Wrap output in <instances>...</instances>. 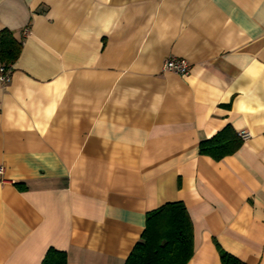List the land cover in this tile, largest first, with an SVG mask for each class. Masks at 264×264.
I'll return each mask as SVG.
<instances>
[{
  "label": "crops",
  "instance_id": "crops-1",
  "mask_svg": "<svg viewBox=\"0 0 264 264\" xmlns=\"http://www.w3.org/2000/svg\"><path fill=\"white\" fill-rule=\"evenodd\" d=\"M0 264H125L183 202L188 264H264V0H0ZM171 56L190 72L164 71ZM245 135L216 161L201 141Z\"/></svg>",
  "mask_w": 264,
  "mask_h": 264
},
{
  "label": "trees",
  "instance_id": "trees-1",
  "mask_svg": "<svg viewBox=\"0 0 264 264\" xmlns=\"http://www.w3.org/2000/svg\"><path fill=\"white\" fill-rule=\"evenodd\" d=\"M22 41L11 30L0 31V66L12 69L22 51ZM245 137L230 125L199 144V153L219 161L234 154ZM222 264H246L217 242ZM194 254V228L183 202H169L147 213L146 227L125 264H188ZM41 264H68L67 253L50 248Z\"/></svg>",
  "mask_w": 264,
  "mask_h": 264
},
{
  "label": "built area",
  "instance_id": "built-area-1",
  "mask_svg": "<svg viewBox=\"0 0 264 264\" xmlns=\"http://www.w3.org/2000/svg\"><path fill=\"white\" fill-rule=\"evenodd\" d=\"M164 71H173L181 75L189 74L191 68L189 62L185 58L171 56L163 63ZM12 69H5L0 66V87H5L12 77ZM245 137V135H243ZM5 168L0 165V182L4 180Z\"/></svg>",
  "mask_w": 264,
  "mask_h": 264
}]
</instances>
